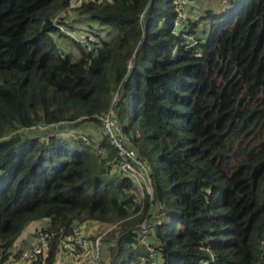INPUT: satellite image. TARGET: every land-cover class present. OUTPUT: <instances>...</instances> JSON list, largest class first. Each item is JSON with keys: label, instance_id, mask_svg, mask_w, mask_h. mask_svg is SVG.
Returning a JSON list of instances; mask_svg holds the SVG:
<instances>
[{"label": "trees", "instance_id": "trees-1", "mask_svg": "<svg viewBox=\"0 0 264 264\" xmlns=\"http://www.w3.org/2000/svg\"><path fill=\"white\" fill-rule=\"evenodd\" d=\"M69 4L0 0V264L21 259L11 250L32 222L50 238L32 264H54L74 226L92 238L88 230L113 224L100 246L109 261L98 264H264V0L184 18L191 46L173 32V0L85 4L74 9L109 36L86 34L90 51L60 29ZM203 20L210 25L199 33ZM54 33L78 51L57 48ZM116 93L151 197L138 198L117 170L125 155L96 118ZM76 121L97 128L82 133Z\"/></svg>", "mask_w": 264, "mask_h": 264}, {"label": "built area", "instance_id": "built-area-1", "mask_svg": "<svg viewBox=\"0 0 264 264\" xmlns=\"http://www.w3.org/2000/svg\"><path fill=\"white\" fill-rule=\"evenodd\" d=\"M99 0H71L68 8H79L85 4L94 3ZM193 0H173L175 10L177 11V19L173 28L175 34H181L184 38V42L191 46L196 43V39L193 35L183 33L185 28L183 11L185 6ZM140 20L143 19V13L140 14ZM74 37V36H72ZM75 38V37H74ZM82 46L87 48L88 51L93 48L89 38L84 34L81 37L75 38ZM118 94L114 95V99L109 109L105 113L96 115L97 120L101 123L104 131L111 139L112 144L125 155L124 159H121L117 164V170L132 178L137 191L143 197L148 194L152 196V182L150 171L147 166L145 158L139 156L131 147L129 141L124 137L121 125L116 115V103ZM53 127L49 125H33L29 128H23L25 131L28 129H36L39 131ZM81 139L86 140L84 135L80 136ZM116 225V224H115ZM151 219H146L139 225L137 234L140 241L143 244H148L147 237L150 233ZM110 230V229H109ZM83 228L74 226L71 233L64 237L59 244L60 256L66 260L71 261L73 264H98L100 261V246L103 235L108 231H104L103 234L99 233L96 236L90 238L83 232ZM33 244L27 249L22 250L21 260L24 262H32L38 258L39 255H44L49 247L50 238L43 233L41 227H36L33 232ZM151 256H154L152 247H149ZM139 264H142L141 262ZM155 263V259L153 260Z\"/></svg>", "mask_w": 264, "mask_h": 264}, {"label": "rangeland", "instance_id": "rangeland-1", "mask_svg": "<svg viewBox=\"0 0 264 264\" xmlns=\"http://www.w3.org/2000/svg\"><path fill=\"white\" fill-rule=\"evenodd\" d=\"M55 2V1H54ZM54 2L50 5V9L53 7ZM206 3V6L203 4L202 7H205V10L203 11L204 14H206L207 12L210 13H220V12H224L227 8H228V0H199V3ZM200 7V6H199ZM58 17H60L62 19V23L59 24L60 29L63 33L65 34H70V36H74L75 38L81 37L82 35H86V34H90V36H93V33H97L99 34V36H101L102 38H108V31L106 28H102L99 27L98 25H96L95 23H93L92 21H88L87 17L88 15L86 13H83L79 10L76 9H71V8H67L65 10L60 11V13L58 14ZM209 21L208 24L205 23L203 27H205L206 29L209 26ZM34 28H30V30H33ZM93 32V33H92ZM198 32L202 33V27H198ZM53 39L57 45V48L62 49L65 52H69L72 51L74 53H76L77 47L74 45V43L72 42V39L67 36V35H59L58 33H54L53 35ZM206 34L204 35L205 38ZM73 37V38H74ZM74 38V39H75ZM73 128H76V130H79L80 132L84 133V132H89V133H94L97 126L95 124H89V123H80L79 121L73 122L70 124ZM61 126V125H60ZM59 126V127H60ZM71 126H69L68 128H72ZM57 127V125H56ZM58 127V129H59ZM101 130H99V132H97L96 134H100ZM137 193V191H135ZM138 194V198L140 193ZM141 197V195H140ZM152 214H153V220L154 219H158V207L156 206V204H152L150 206V209ZM31 224L29 223L28 226H30ZM114 226H116L115 224H113L112 226H103V227H97L92 233L93 236H96L97 233L100 232V230L106 231H110L109 229L114 228ZM84 230V229H83ZM100 232L103 234V232ZM107 231V232H108ZM85 232V230L83 231ZM106 232V233H107ZM105 233V234H106ZM85 234L88 236V234L85 232ZM90 235V233H89ZM109 241L108 244L111 245V237H109ZM106 240V239H103ZM103 244H105L104 247V252H103V256L100 258V261H104L107 262L109 261V255H108V251L106 250L108 245L106 242H103ZM106 254V256H105Z\"/></svg>", "mask_w": 264, "mask_h": 264}, {"label": "crops", "instance_id": "crops-1", "mask_svg": "<svg viewBox=\"0 0 264 264\" xmlns=\"http://www.w3.org/2000/svg\"><path fill=\"white\" fill-rule=\"evenodd\" d=\"M203 4L206 6V3H203V2L199 3V0H193V1L189 2L185 6L184 11H183L184 18H187L188 20L192 21V20H197L199 17L203 16L204 15L203 11L205 10V7H202ZM205 23L208 24V21L207 20L201 21L199 23L198 27H203ZM65 131L69 133L72 130L65 129ZM30 224H31L30 226L27 225L23 229L21 235L18 237V239L15 242V245L13 246V248L11 250L12 252L15 253L16 251H22L24 249H27L29 246H31L33 244V242H32L33 232H34L35 228L39 225L37 222H32ZM84 230H86V229H84ZM94 230H88V232L90 233V232H93ZM105 256H106V254H105ZM7 264H32V263L31 262H24L21 259L20 260L19 259H13V260H10L9 262H7ZM54 264H73V262L64 260L60 256V253H59Z\"/></svg>", "mask_w": 264, "mask_h": 264}, {"label": "water", "instance_id": "water-1", "mask_svg": "<svg viewBox=\"0 0 264 264\" xmlns=\"http://www.w3.org/2000/svg\"><path fill=\"white\" fill-rule=\"evenodd\" d=\"M130 63H132V59L130 60Z\"/></svg>", "mask_w": 264, "mask_h": 264}]
</instances>
